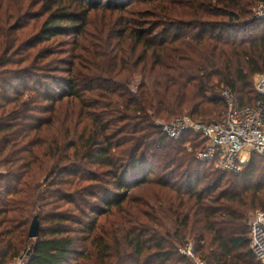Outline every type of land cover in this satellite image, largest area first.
I'll return each mask as SVG.
<instances>
[{"label":"trees","instance_id":"1","mask_svg":"<svg viewBox=\"0 0 264 264\" xmlns=\"http://www.w3.org/2000/svg\"><path fill=\"white\" fill-rule=\"evenodd\" d=\"M261 1L0 0V264H263L264 156L224 171L157 124L260 98Z\"/></svg>","mask_w":264,"mask_h":264},{"label":"built area","instance_id":"2","mask_svg":"<svg viewBox=\"0 0 264 264\" xmlns=\"http://www.w3.org/2000/svg\"><path fill=\"white\" fill-rule=\"evenodd\" d=\"M255 16L264 20V0L257 4ZM253 81L260 98L250 105H241L230 88L222 90L226 112L218 121L193 120L186 114L171 123L157 124L173 139H179L188 130L201 135L207 145L197 152L199 160L212 161L224 171L241 172L254 155L264 156V73L255 74ZM250 246L264 264V210H257L251 217ZM180 251L194 264H208L195 253L192 244ZM27 261L25 252L8 264H27Z\"/></svg>","mask_w":264,"mask_h":264},{"label":"rangeland","instance_id":"3","mask_svg":"<svg viewBox=\"0 0 264 264\" xmlns=\"http://www.w3.org/2000/svg\"><path fill=\"white\" fill-rule=\"evenodd\" d=\"M256 8V7H255ZM255 12V11H254ZM65 38H59L58 39V41H62V40H64ZM140 82H141V80H140V78L138 77V78H136L135 79V81H134V84H132L131 85V89L133 90V91H136L137 90V88H138V86H139V84H140ZM190 115L189 113H185V114H183V115ZM182 115V116H183ZM191 116V115H190ZM179 117H181V116H179ZM192 117V116H191ZM178 118V117H177ZM193 118V117H192ZM220 117L219 116H214L213 118H211V119H205V121L206 122H211V120H217V119H219ZM176 119V118H175ZM175 119H172L171 121H166V120H157V122H163V123H171L173 120H175ZM193 120H200V119H195V118H193ZM209 120V121H208ZM201 121H204V120H201ZM190 147H191V149H192V144H190L189 145ZM188 146V147H189ZM190 147H189V150H190ZM202 147V146H201ZM191 151V150H190ZM250 163V162H249ZM249 163H248V165H249ZM247 165V166H248ZM247 166L243 169V170H245L246 168H247ZM259 210V209H258ZM257 211V210H256ZM256 211H253L250 215V218L252 217V215L256 212Z\"/></svg>","mask_w":264,"mask_h":264},{"label":"water","instance_id":"4","mask_svg":"<svg viewBox=\"0 0 264 264\" xmlns=\"http://www.w3.org/2000/svg\"><path fill=\"white\" fill-rule=\"evenodd\" d=\"M39 231H40V221L38 219V216H35L29 230L30 238H37L39 236Z\"/></svg>","mask_w":264,"mask_h":264}]
</instances>
